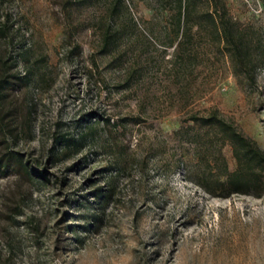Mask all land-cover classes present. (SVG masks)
<instances>
[{"label":"rangeland","instance_id":"rangeland-1","mask_svg":"<svg viewBox=\"0 0 264 264\" xmlns=\"http://www.w3.org/2000/svg\"><path fill=\"white\" fill-rule=\"evenodd\" d=\"M225 1L264 30L262 0ZM113 2L0 0V264H264V191L213 195L189 172L236 165L192 113L264 150V67L249 81L202 45L176 78L156 0Z\"/></svg>","mask_w":264,"mask_h":264},{"label":"trees","instance_id":"trees-1","mask_svg":"<svg viewBox=\"0 0 264 264\" xmlns=\"http://www.w3.org/2000/svg\"><path fill=\"white\" fill-rule=\"evenodd\" d=\"M156 5V12L165 20L167 28L160 38L165 47H172L166 59L167 70L172 76L180 78L196 69L200 48L205 45L214 54L228 59L233 72L255 81L257 71L264 67L262 27L235 18L225 0H156ZM121 7H126L124 0H114L110 13ZM119 32L112 21L100 29L101 49L107 50L117 43ZM189 118L193 123L213 130L217 137L229 141L236 160L234 168H229L222 155L211 164H198L195 170L189 169L190 179L213 195L233 192L261 194L264 191V150L216 110L207 114L192 113ZM193 138L199 144L202 137L193 133ZM10 157L0 156V175L7 170ZM203 157L201 152L198 153L197 161H202ZM15 160L22 164L20 158ZM39 174L45 178L44 174Z\"/></svg>","mask_w":264,"mask_h":264}]
</instances>
